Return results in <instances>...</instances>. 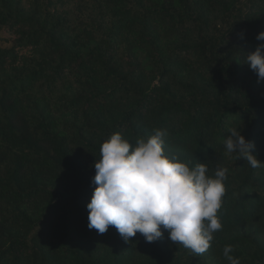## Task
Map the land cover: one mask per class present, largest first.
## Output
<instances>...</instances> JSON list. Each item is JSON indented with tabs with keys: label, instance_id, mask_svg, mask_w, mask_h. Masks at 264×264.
I'll return each mask as SVG.
<instances>
[{
	"label": "trees",
	"instance_id": "16d2710c",
	"mask_svg": "<svg viewBox=\"0 0 264 264\" xmlns=\"http://www.w3.org/2000/svg\"><path fill=\"white\" fill-rule=\"evenodd\" d=\"M0 264H264V165L227 154L239 125L264 162V81L245 63L264 0H0ZM167 130L165 154L227 168L222 229L195 255L89 229L113 133Z\"/></svg>",
	"mask_w": 264,
	"mask_h": 264
},
{
	"label": "clouds",
	"instance_id": "9594fccd",
	"mask_svg": "<svg viewBox=\"0 0 264 264\" xmlns=\"http://www.w3.org/2000/svg\"><path fill=\"white\" fill-rule=\"evenodd\" d=\"M261 41L247 53L245 63L256 73L257 81H264V30L257 33ZM224 139L227 154H236L255 169L264 165L250 149L239 130L230 127ZM167 130L154 129L147 139L135 143L113 133L102 142L100 157L94 163L95 185L87 203L89 229L104 234L114 226L127 243L141 234L146 242H154L168 233V239L203 255L211 247L214 233L222 229L217 215L225 194L227 168H217L209 174L204 163L190 166L177 156L165 154ZM231 245L223 255L229 264H240L232 256Z\"/></svg>",
	"mask_w": 264,
	"mask_h": 264
},
{
	"label": "rangeland",
	"instance_id": "374dc122",
	"mask_svg": "<svg viewBox=\"0 0 264 264\" xmlns=\"http://www.w3.org/2000/svg\"><path fill=\"white\" fill-rule=\"evenodd\" d=\"M8 40H9V34L5 30L0 29V44L5 45Z\"/></svg>",
	"mask_w": 264,
	"mask_h": 264
}]
</instances>
